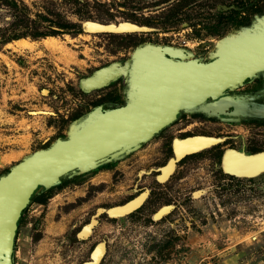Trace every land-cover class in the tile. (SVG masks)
<instances>
[{"label": "rangeland", "instance_id": "374dc122", "mask_svg": "<svg viewBox=\"0 0 264 264\" xmlns=\"http://www.w3.org/2000/svg\"><path fill=\"white\" fill-rule=\"evenodd\" d=\"M168 1L0 0V176L67 136L88 103L116 93L110 86L120 84L118 103L123 102L127 71L139 46L170 38L181 43L186 36L192 57L209 59L219 39L208 34L194 39L183 22H172L167 30ZM84 20L115 25L102 27L112 33L70 32L72 24ZM23 22L28 28L20 27ZM134 22L157 30L133 32ZM59 25L67 27L64 33L57 34ZM24 31L29 36L17 39ZM37 33L45 36H30ZM232 34L236 32L226 35ZM200 37L204 44L197 43ZM108 65L120 67L122 75L109 86L83 88L84 79ZM147 149L136 148L44 189L39 196L45 201L30 203L23 212L14 264H83L101 242L106 243L101 264H264V174L233 178L217 173L214 178L211 166L196 164L187 171L188 179L175 182L179 175L187 176L181 171L169 184L175 182L187 192L200 187L207 193L194 201L171 203L167 183L138 178L146 169L141 163L130 167ZM147 187L155 189L154 195L141 209L125 217L102 215L89 239L74 242L98 208L123 206ZM166 205L174 209L154 220Z\"/></svg>", "mask_w": 264, "mask_h": 264}, {"label": "water", "instance_id": "95a60500", "mask_svg": "<svg viewBox=\"0 0 264 264\" xmlns=\"http://www.w3.org/2000/svg\"><path fill=\"white\" fill-rule=\"evenodd\" d=\"M80 24L85 33H112L102 30V27L115 25L113 22L102 24L92 20H84ZM131 25L136 29L133 32L149 30L144 26ZM175 51L150 44L137 49L127 71L129 90L125 106L106 111L101 107L95 109L83 120L70 125L68 138H59L49 147L35 151L0 176V264H14L20 216L40 187L48 189L69 174L86 171L110 157L140 147L171 123L180 110L196 111L200 105H205L199 110L208 115L224 116V109L233 99L225 92L264 70V15L250 28L219 41L213 56L215 59L211 62L175 63L166 56L167 52L173 55ZM108 69L113 70L103 78L102 85L123 73L116 65L98 70L94 76L82 81L83 88L88 90L90 80ZM217 96L226 102L225 108L217 110L211 102L206 104L208 99ZM259 114L264 116V108ZM188 140L191 139L182 142ZM203 147L204 144H200L179 149L177 159ZM239 155L235 156V159L239 158L233 161L234 164L224 158L226 173L247 178L264 173V161L261 165L257 163L261 158L264 160V153ZM174 161L173 158L172 164ZM173 167L166 176H159L161 182L174 172ZM144 200L138 198L123 206L98 208L74 242L89 239L100 224V216H126L141 207ZM171 209L172 206L162 207L153 219H161ZM100 246L102 250L97 253ZM105 254L106 243L101 242L91 253L90 260L83 264H100Z\"/></svg>", "mask_w": 264, "mask_h": 264}, {"label": "flooded vegetation", "instance_id": "af4514ba", "mask_svg": "<svg viewBox=\"0 0 264 264\" xmlns=\"http://www.w3.org/2000/svg\"><path fill=\"white\" fill-rule=\"evenodd\" d=\"M263 15L264 0H175L172 2L169 0L168 6L166 7V13L164 14V24L165 27H167L166 29L170 30L172 29V22H183L185 27H189L186 28L187 30H189L188 34H190V36H195L194 39H197L203 34H208L209 36H214L218 38L219 41H221L227 37L234 36L233 34L228 36L226 35L230 31L234 30L236 32L235 35H237L239 32L250 28L257 21V19L262 17ZM134 23L139 25L140 27L144 26L149 29L148 31L143 32H153L157 30L156 28L142 25L138 22ZM177 34L179 35L180 33ZM183 38L184 40H182L183 42L181 43L178 40H173L172 38H170L167 39V41L164 43L148 42L144 45H141L133 52L131 64L133 63V56L136 50L148 44L164 48H172L176 50V53L174 52L173 55H171L169 52L166 53V56L175 63H208L215 59L213 57L215 51L211 53L209 59L206 61L194 59L192 57V53L188 49H186L190 42L186 40V36H184ZM182 43H184V45ZM197 43L199 45L204 44L201 37L199 38V42ZM110 66L113 65H108L106 67ZM113 81L114 80H112L111 82ZM110 84H108L107 86H109ZM124 88L125 90L122 87L125 93L122 99L123 102L118 103L119 98H122L120 94V84L110 86V91L112 89H115L116 93H112L111 91L102 96L98 95L97 97L99 98V100L92 101L91 104H87L88 108L85 107L81 120H83L92 111L99 107L106 111L108 109L121 108L125 106L127 104V92L129 90L128 83L124 85ZM225 94L230 95L233 99L231 103H228L229 105L227 106V109H224L226 113L224 116L208 115L207 113L200 111L199 109L205 105H200L198 107V110L196 111L180 110L176 115V118L171 123L164 126L156 134H154V136L149 141L141 144L140 147H138L145 150L147 149L145 148L147 147V145H153L152 149L146 150V152L148 153H146L145 156H142L141 158H135V160L131 162L132 166L130 167L136 166L137 168L138 164L141 163L140 166L146 168L141 169L137 176L141 180H143V178L145 177L149 178V176H151L152 178H154L155 183L161 184L163 182L159 180V176H164L163 169L168 168V166L170 165L174 166V172L169 176L167 180L164 181V183H167L168 186L167 194L173 196L174 198L170 199V196L166 195L169 197V199H167L168 202L186 203L194 201L198 198L201 199L202 196L207 193L205 189H199L200 187H194L195 189L190 188V191L187 192L186 189L181 188V185H176L175 183L178 181L183 182L184 180L188 179V172L193 170V166H196V164L203 165L207 163L209 166H211L213 170L210 171V173H212L210 177L217 178V173H219L221 174V177H223V175H229L230 177L234 178L236 176L228 174L224 171L223 165L225 157L230 162H233L238 160L239 157L235 159V156H237L238 154L244 156L264 153V116H261L259 114V111L264 108V70L257 72L252 77L246 78L237 86L228 89ZM210 102L214 104L217 110H220L221 107L225 108L224 106L226 102L224 100H221L220 96L208 99L206 104ZM66 138H68V135L62 137V139ZM199 138L211 141L214 140L216 141V143L205 146L194 153L187 154L178 160L176 156L177 151L175 143L177 141L182 142L183 140L187 139L193 140ZM133 150L127 151L125 152V154ZM230 157H234V159L232 160V158ZM143 158L144 161H141ZM173 158L175 159V161L172 164L171 160ZM112 159L113 157H110L105 161H110ZM181 171L183 172V174H187V176H184L182 178L179 175V177L175 179V175L180 174ZM68 176L63 177L61 181H64V179ZM173 178L175 179L174 184H169L171 183ZM197 186H199V184H197ZM138 188L140 187L138 186ZM138 188H136L135 191H138ZM154 190V188L149 189L147 187L144 190L133 195L126 202L120 205L145 196L143 204L137 209L139 210L143 207L148 198L154 195ZM173 209L174 206H172L171 210ZM137 210L133 211L132 213L136 212ZM98 219L100 221L101 216ZM22 222L23 213L21 214L18 223V231L15 239V249L17 248V241H19ZM89 222L90 220L88 221V223ZM82 228L80 229V231L82 230ZM80 231L75 234L73 240H75L77 234ZM99 244H97L96 247Z\"/></svg>", "mask_w": 264, "mask_h": 264}, {"label": "trees", "instance_id": "16d2710c", "mask_svg": "<svg viewBox=\"0 0 264 264\" xmlns=\"http://www.w3.org/2000/svg\"><path fill=\"white\" fill-rule=\"evenodd\" d=\"M19 25H20V27H22L24 25L23 26L24 28H28V26L26 25L25 22H23V24L20 23ZM59 28L61 30L57 31V34L58 33H64L65 30L67 29V27H64L63 25H59ZM69 30H70L71 33H74V34H80V33H82L81 25L76 24V23L75 24H72L71 27L69 28ZM26 36H29V34H27L26 31H24V33H21V34L17 35L16 38L19 39V38L26 37ZM30 36L31 37H34V38H39V37H44L45 35L43 33H37V34H33V35L30 34ZM43 191H44V188L43 187H40L37 190V192L35 193V195L33 196L32 200H31V203H33V202L42 203L43 201H45L44 198H42L41 196H39V194L41 192H43Z\"/></svg>", "mask_w": 264, "mask_h": 264}, {"label": "bare ground", "instance_id": "6f19581e", "mask_svg": "<svg viewBox=\"0 0 264 264\" xmlns=\"http://www.w3.org/2000/svg\"><path fill=\"white\" fill-rule=\"evenodd\" d=\"M122 27V26H121ZM128 26H126V27H123V29H125V28H127ZM129 28H131V27H129ZM126 30V29H125ZM106 72V73H105ZM105 72L103 71V73H100L99 75H100V80H99V75L97 76V77H95V78H93L92 80H90V82L88 83V85H90V88H94V87H97V86H104V85H102L101 84V82H102V80H103V78L104 77H106L107 75H109V69H108V72H107V70H105ZM112 72V71H111ZM96 80H98V81H96ZM184 143H188V144H184ZM203 143V142H202ZM196 144H200V142L198 141V140H196ZM195 146H197V145H195L194 144V142L193 141H191V140H188V141H186V142H176L175 143V147H176V151L178 152V149H188V148H190V147H195ZM226 160H227V158H226ZM231 163H233V162H231ZM235 163V162H234ZM233 163V164H234ZM257 163H258V165H261L262 163H263V159L261 158V159H259L258 161H257ZM225 165H226V162H225ZM172 167V166H171ZM171 167H170V169H171ZM170 169H166V174H167V172L170 170ZM165 174V175H166ZM123 209H125V208H121V210H123ZM119 210V209H118ZM117 210V211H118Z\"/></svg>", "mask_w": 264, "mask_h": 264}, {"label": "crops", "instance_id": "0c3cea01", "mask_svg": "<svg viewBox=\"0 0 264 264\" xmlns=\"http://www.w3.org/2000/svg\"><path fill=\"white\" fill-rule=\"evenodd\" d=\"M104 72H105V71H104ZM107 72H108V70H107ZM101 73H103V72H101ZM105 73H106V72H105ZM108 73L111 74V71L109 70ZM99 80H100V75H99ZM96 81H98V80H96ZM196 140H198V141L200 142V144H204V147H205V146H209V145H211V144L214 143V140H212V141H211V140H204V139H202V138L191 140V141H193L194 144L197 145V146H198V144H196ZM202 142H203V143H202ZM184 144H188V143H184ZM200 144H199V145H200ZM263 161H264V160H263ZM170 167H171V165L168 166V168L163 169L164 176L167 175V174H166V169H170ZM165 174H166V175H165Z\"/></svg>", "mask_w": 264, "mask_h": 264}]
</instances>
